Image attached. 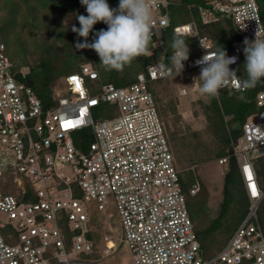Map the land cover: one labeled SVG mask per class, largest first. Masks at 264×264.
Listing matches in <instances>:
<instances>
[{
  "label": "built area",
  "instance_id": "built-area-1",
  "mask_svg": "<svg viewBox=\"0 0 264 264\" xmlns=\"http://www.w3.org/2000/svg\"><path fill=\"white\" fill-rule=\"evenodd\" d=\"M210 3L211 9L197 8L202 24L219 16L229 20L243 40L263 39L256 0ZM169 5L168 0H155L152 37L158 38L167 25ZM173 32L197 36L198 25L191 21ZM198 47L201 55L183 62L175 78L187 79L201 67L195 61L213 51L207 37H198ZM241 52L236 46L228 54L238 57L230 69ZM161 63L148 65L123 87L100 82L96 67L84 65L64 78L55 104L43 109L33 90L14 77L0 42V264H100L119 244L104 236L99 256L87 257L93 253L87 235L94 231L88 210L92 204L104 212L110 200L132 264H264V232L256 215L264 191L254 171V160L264 159V91L256 96L257 112L247 118L241 137L232 144L250 203L248 213L226 244L204 259L149 90L150 83L174 77L160 74ZM225 88L240 91L231 84ZM105 104L111 107L98 110ZM98 116L108 117L96 120ZM85 129L91 131L92 141L78 148L74 135ZM198 191L195 181L189 194ZM64 220L68 238L62 231ZM105 230L112 231L108 225Z\"/></svg>",
  "mask_w": 264,
  "mask_h": 264
},
{
  "label": "trees",
  "instance_id": "trees-1",
  "mask_svg": "<svg viewBox=\"0 0 264 264\" xmlns=\"http://www.w3.org/2000/svg\"><path fill=\"white\" fill-rule=\"evenodd\" d=\"M170 5L168 8V22L167 25L160 29L159 37H152L149 45L150 54L143 55L133 59L130 65H126L122 71L109 70L97 67L94 64L93 54H90L89 49H76L75 44L78 41H83L84 38L79 37L72 32L73 26L80 27L76 17L78 15L87 16V12L81 11L80 0H0V42L5 47L1 36L3 32L8 31L10 35L19 34L28 30L33 31L38 29L39 37L43 43V51L40 52L39 57H35L28 61L10 62L12 65V72L16 80L20 83H26L40 100L43 109H48L55 104V93L63 88L64 78L72 73H79L81 67L90 65L96 67L99 71V81L102 83H110L116 87H123L129 85L136 78L139 73L145 72L148 65L155 63L158 60H163L165 65L171 66L170 56L172 55L171 43L174 37H177L173 29L175 26L183 25L191 21H196L198 25L197 36H179L188 43L189 59L201 55L198 47V37H207L212 43V50L215 51L218 46H222L227 54L233 51L238 46L242 48L238 63L233 70H238L237 75L241 78H246L244 71L245 56L243 53L244 43L241 36L232 27L229 20L225 18H218L210 23L202 24L197 8L199 6L204 9H211L213 0H168ZM223 1V0H219ZM110 7H118L119 0H107ZM261 22L264 27V0H256ZM65 11L67 14L73 16L74 24L70 27L61 21V17ZM62 15V16H61ZM101 30L97 23L93 26L92 32L88 37V42L94 40V33ZM264 39V36H263ZM95 52V51H93ZM96 53V52H95ZM8 56V55H7ZM98 64H100L98 62ZM24 68H28L25 72ZM200 75V68L194 69ZM178 79L175 77L158 80L149 84V90L153 94L155 100V107L161 121L164 124L165 133L170 145L171 151L175 158V165L179 172L180 184L182 191L186 196V203L188 212L195 227V235L198 240L201 253L208 251V254H216L228 241L234 230L245 218L249 210V199L242 178L239 174L236 160L232 152V144H235L242 135V125L247 118L257 112L255 104L258 93L264 91V79L257 83L254 88L245 90L243 92L234 91L231 89H221L220 95L217 98H210L206 96L208 103L204 106V115L209 123L210 131L218 140L220 145L216 157L220 160L225 158L227 171L223 177L222 195L223 200L220 204V212L218 217L212 220L211 225L202 232L197 228L196 219L199 212L205 206L204 203L198 199V192L191 196L189 189L197 178L192 175L191 171L181 172L178 169L177 156L174 152L173 138L169 133V129L165 123V111L160 101V95L165 84L172 80ZM202 83V81L200 80ZM244 98L241 99L240 97ZM111 107L110 105H100L98 110ZM115 108V107H114ZM174 110V109H172ZM108 116L95 117L96 120ZM228 120H225V119ZM76 147L85 148V145L92 141L91 131L85 129L82 132L74 135ZM254 171L256 180L264 191V159L257 158L254 160ZM199 183V182H198ZM31 189V188H29ZM245 190V191H244ZM264 197L262 198V200ZM261 200V201H262ZM260 201V203H261ZM258 205L256 215L260 226L264 232V205ZM233 221L231 225L227 226L229 236L223 245L215 250H211L204 243L207 235L213 232L221 225V220L228 217ZM94 224V223H93ZM92 224V226H93ZM94 229V226H93ZM62 231L65 235L70 237L67 230V224L64 220L62 224ZM88 238L93 242V253L87 257L97 258L99 252L95 249L96 231L88 233ZM101 242L103 244L102 238ZM67 247L69 241L66 240Z\"/></svg>",
  "mask_w": 264,
  "mask_h": 264
},
{
  "label": "rangeland",
  "instance_id": "rangeland-1",
  "mask_svg": "<svg viewBox=\"0 0 264 264\" xmlns=\"http://www.w3.org/2000/svg\"><path fill=\"white\" fill-rule=\"evenodd\" d=\"M82 13L86 12V6H81ZM62 16V15H61ZM61 21L70 27L74 24L75 18L65 11ZM97 25L107 30V25L97 22ZM38 29L26 31L25 33L10 35L8 31L3 32L1 39L7 48V55L11 62L28 61L40 56L43 50V43L38 34ZM151 49V48H150ZM90 50L93 55L95 66L104 68L100 63L97 53ZM98 62L100 64H98ZM132 63V62H131ZM27 72L28 68H24ZM199 74L190 72L187 79H173L162 88L160 101L165 111V123L169 133L173 138L174 152L178 161V169L181 172L191 171L192 175L199 182L198 199L205 206L201 209L196 219L197 228L202 232L208 228L212 220L218 217L220 204L223 200L222 185L223 177L227 171L225 164H220L216 154L220 145L218 140L210 131L208 120L204 115V106L208 103L206 96L199 92L201 86ZM174 109V110H172ZM225 120H228L227 118ZM245 191V190H244ZM246 193V192H245ZM260 205H264V199ZM88 210V215L94 223L96 231L95 249L102 252V242L104 236L111 237L114 242H118L119 248L110 255L99 260L100 264H132L131 256L121 243V229L119 218L112 200L107 205L104 212H98L92 204ZM233 221L228 217L221 220V225L207 235L204 243L211 250H215L227 240L229 232L227 226ZM109 227L112 231H107ZM115 236V237H114ZM201 253L204 259L214 256L208 251Z\"/></svg>",
  "mask_w": 264,
  "mask_h": 264
},
{
  "label": "clouds",
  "instance_id": "clouds-1",
  "mask_svg": "<svg viewBox=\"0 0 264 264\" xmlns=\"http://www.w3.org/2000/svg\"><path fill=\"white\" fill-rule=\"evenodd\" d=\"M155 0H119L118 7H110L107 0H80L86 6L87 16L78 15L76 19L80 27L73 26L71 31L79 37L75 48L94 50L100 58V63L109 70L122 71L130 65L133 59L150 54L149 45L152 41L151 8ZM97 22L107 25V30L95 32L94 40L89 43L88 37ZM245 56L244 71L246 78L237 75L238 70L230 69L237 62V56H228L222 46L215 51H207L195 61L200 67L199 79L202 81L199 92L210 98H217L220 90L233 85L240 91L254 88L264 79V39L255 38L250 42L243 41ZM171 66L159 64L161 75H179L184 69V63L189 59L188 43L179 36L171 43ZM241 99L244 97L241 96Z\"/></svg>",
  "mask_w": 264,
  "mask_h": 264
},
{
  "label": "snow or ice",
  "instance_id": "snow-or-ice-1",
  "mask_svg": "<svg viewBox=\"0 0 264 264\" xmlns=\"http://www.w3.org/2000/svg\"><path fill=\"white\" fill-rule=\"evenodd\" d=\"M253 189H254V186H253Z\"/></svg>",
  "mask_w": 264,
  "mask_h": 264
}]
</instances>
